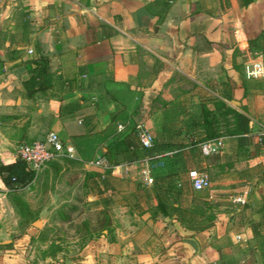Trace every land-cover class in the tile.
<instances>
[{
	"label": "crops",
	"instance_id": "1",
	"mask_svg": "<svg viewBox=\"0 0 264 264\" xmlns=\"http://www.w3.org/2000/svg\"><path fill=\"white\" fill-rule=\"evenodd\" d=\"M17 46L33 53L14 56ZM251 54L264 63V0L245 8L241 0H0V159L5 164L18 159L7 150L35 137L40 122L52 115L51 127L74 149L73 159L90 172L104 173L91 163L104 159L120 126H142L160 146L174 149L203 138L201 118L195 122L192 111L214 97L245 114L247 138L262 142L261 153L247 157L233 138V153L242 157L234 158L238 172L232 179L223 166L215 172L213 165L191 159L185 150L192 146L176 151L170 171L182 176L196 169L211 178V189H190L169 201L189 208L193 193L206 194L214 218L203 231L185 227L177 215L154 212L156 196L147 198L138 188L143 172L150 170L162 189L172 179H157L149 158L114 167V181L135 185L133 203L122 197L112 232L87 245L79 260L61 264H264V77H245ZM42 55L49 57L57 79L48 90L57 96L49 101L42 92L28 97L24 84L29 61ZM224 138L221 155L230 153L231 137ZM8 194L0 179V203L12 209ZM3 217L0 245L12 243ZM27 238L0 247V264H31Z\"/></svg>",
	"mask_w": 264,
	"mask_h": 264
},
{
	"label": "rangeland",
	"instance_id": "2",
	"mask_svg": "<svg viewBox=\"0 0 264 264\" xmlns=\"http://www.w3.org/2000/svg\"><path fill=\"white\" fill-rule=\"evenodd\" d=\"M20 33L19 40L22 39V32ZM12 54L20 57L26 54L31 56L24 46L15 47ZM250 56L252 58L259 57L257 54H251ZM250 56H248V63ZM258 59L262 60L261 58ZM56 96L57 94L48 92L42 96V99L49 101ZM205 98L208 97L205 96ZM37 103L39 102L37 101L35 105ZM192 114L196 122L198 116H201V109L197 110L196 107ZM29 115L33 116L31 113ZM51 122L52 115H48L44 122H40L35 137L12 147L7 150V153L15 156L19 146L45 139L50 133L55 132L51 127ZM200 136L198 135L197 141L179 143L174 149L192 146L185 150L189 153L188 156L191 159L202 163V166L213 165L215 167L213 171L215 172L218 170L220 172V167L223 166L227 179L237 178L236 172L238 171L235 168L234 158L242 156L233 153L236 146L235 139L231 138L228 141L231 154H217L203 158L199 145L195 146L194 144L201 142L202 138ZM0 162L4 161L0 159ZM240 167L244 166L241 165ZM89 172L83 162L68 156L61 157L48 163L39 176L36 179L34 178L29 187L8 195L12 209L4 208L0 203V214L5 216L3 217L4 225L8 230L6 238L12 243L3 244L0 247L11 246L14 241L28 235L30 238H27V242L24 243L26 245L25 256L31 264H61L79 260L85 247L95 240V237L86 234L84 224L86 222L94 224L103 217L99 214V210L106 209L111 215L113 227L115 217L119 214L116 204L124 200L122 197L126 198V196L132 203L134 201L132 190L135 189V185L126 181L120 183L113 181L109 185V189L99 191L93 182L86 181ZM213 177H216V175ZM140 182L145 183V180L142 181L141 179ZM140 182L139 184L148 187V190L154 185L149 186ZM154 195V192H150V198L154 199ZM192 198L194 205H200L204 201L207 202V195L204 193H193ZM92 237L93 239H90Z\"/></svg>",
	"mask_w": 264,
	"mask_h": 264
},
{
	"label": "trees",
	"instance_id": "3",
	"mask_svg": "<svg viewBox=\"0 0 264 264\" xmlns=\"http://www.w3.org/2000/svg\"><path fill=\"white\" fill-rule=\"evenodd\" d=\"M255 1L241 0V7H249ZM29 63L31 64L29 78L24 84L28 97L32 99L39 92L46 94L57 79L52 71L49 57L43 55L35 57ZM226 99L230 100L231 98L227 96ZM200 118L204 136L200 143H194L195 146L209 140L231 137L237 139L239 148L243 149L247 157H254L261 153L262 142L253 144L247 138L251 133L250 119L245 114L228 106L224 100L218 97L203 100ZM137 127L128 126L122 131L116 132L114 140L106 146V152L102 153V157L108 162L109 167L105 169L104 173L89 172L86 176V181L93 182L99 191L107 190L114 181L112 176L114 167L150 158L152 169L156 173L157 179H172L169 181L170 185L165 189H162L156 183L150 190L142 185L138 186L139 190L144 192L147 198L151 197L150 192L155 193L158 203L153 209L154 212L160 211L165 215H177L181 224L189 229L203 231L210 228L213 225L214 215L208 202L204 201L200 205H193L189 208L175 207L169 203L170 200H179L185 191L188 192L191 189L189 181L183 179V174L187 171L182 172V176L179 175L178 171H170L172 166L177 164V161L174 162L173 159L179 155V152H176L178 149L163 148L155 140L153 148L145 149L140 144ZM166 152L174 153L163 158L155 157ZM34 178V173L28 170L27 164L21 159H17L11 164L0 162V179L9 190L8 195L29 187L33 183ZM179 183H181V187H179ZM17 201L19 202L18 199ZM99 214L103 217L94 222V224L92 222L84 224L85 231H87L86 234L95 237V239L101 237L105 231L111 233L113 230L112 218L107 210L101 209ZM93 237L90 239H93Z\"/></svg>",
	"mask_w": 264,
	"mask_h": 264
},
{
	"label": "built area",
	"instance_id": "4",
	"mask_svg": "<svg viewBox=\"0 0 264 264\" xmlns=\"http://www.w3.org/2000/svg\"><path fill=\"white\" fill-rule=\"evenodd\" d=\"M29 53L32 54L33 51L30 50ZM258 58L251 57L249 63L247 62L245 65V77L248 80H255L264 77V63ZM123 129L124 127H119V131H122ZM137 130L140 144L145 149L153 148L155 140L153 134L142 126L137 127ZM224 140L225 138L221 137L201 143L199 148L202 156L211 157L219 154L224 147ZM74 153V149L67 146L60 138L59 134L52 132L43 140L19 146L17 157L27 164L28 170L34 173L36 179L48 163L65 156L74 158ZM173 153L174 152H166L158 154L155 157L163 158L164 156L172 155ZM91 164L93 166L101 167L104 170L109 167L108 162L105 159H97ZM143 175L146 185L152 186L154 184V178L151 171L145 170ZM188 181L190 188L196 192L209 190L212 187L211 178L205 171H199L196 169L190 170L188 172ZM179 187H181V183H179Z\"/></svg>",
	"mask_w": 264,
	"mask_h": 264
}]
</instances>
